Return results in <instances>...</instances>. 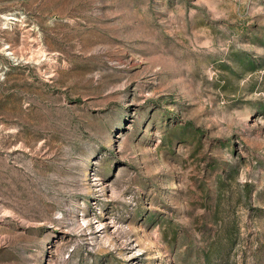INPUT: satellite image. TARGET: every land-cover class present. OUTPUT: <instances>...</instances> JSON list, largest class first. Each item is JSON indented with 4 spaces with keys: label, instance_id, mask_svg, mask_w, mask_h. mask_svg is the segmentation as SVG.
Returning <instances> with one entry per match:
<instances>
[{
    "label": "rangeland",
    "instance_id": "rangeland-1",
    "mask_svg": "<svg viewBox=\"0 0 264 264\" xmlns=\"http://www.w3.org/2000/svg\"><path fill=\"white\" fill-rule=\"evenodd\" d=\"M0 264H264V0H0Z\"/></svg>",
    "mask_w": 264,
    "mask_h": 264
}]
</instances>
